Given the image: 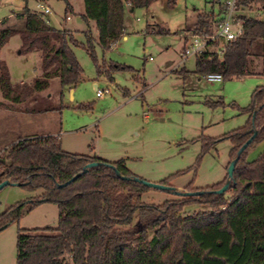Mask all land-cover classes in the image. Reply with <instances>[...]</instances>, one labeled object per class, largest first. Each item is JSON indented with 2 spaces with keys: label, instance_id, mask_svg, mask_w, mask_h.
Instances as JSON below:
<instances>
[{
  "label": "trees",
  "instance_id": "16d2710c",
  "mask_svg": "<svg viewBox=\"0 0 264 264\" xmlns=\"http://www.w3.org/2000/svg\"><path fill=\"white\" fill-rule=\"evenodd\" d=\"M63 1L65 18L71 5ZM151 1L82 0L80 15L93 21L96 41L104 49L123 30L124 5L146 7ZM166 2L171 5L174 0ZM258 2L264 5V0ZM210 16L206 10H196L183 28L206 27ZM19 17L18 26L0 28V45L16 33L20 40L17 51H38L40 73L28 81H12L0 60L1 96L14 102L32 100L33 93L46 87L53 76L60 85L74 83L81 67L70 48L78 43L71 31L50 25L25 4ZM153 25L155 31H164L158 22ZM84 36L85 43L80 44L96 72H105L103 64L96 63L91 36L86 31ZM263 49L264 16H245L240 35L228 41L220 55L210 51L196 55L193 71L198 75L216 71L221 79L251 73ZM110 66L124 67L118 63ZM221 102L220 98L211 101ZM231 105L246 114L244 122L221 134L201 135L202 150L226 138L229 161L254 130L235 159L226 188L213 190L223 183L225 173L219 181L204 186L186 184L183 189L191 193L177 192L176 197L160 203L139 199L140 193L152 186L131 178L136 175L121 157L108 160L63 149L57 136L50 133L10 142L0 156V179L8 178L29 189L40 187L41 191L4 207L0 229L41 200L53 201L57 208L54 226L16 227L13 264H264V152L250 160L244 157L247 147L264 139V83L250 90L246 104ZM90 161L95 163L82 170ZM76 172L72 179L58 184ZM158 182L167 184V177ZM192 203L199 207L183 215L182 208Z\"/></svg>",
  "mask_w": 264,
  "mask_h": 264
},
{
  "label": "rangeland",
  "instance_id": "374dc122",
  "mask_svg": "<svg viewBox=\"0 0 264 264\" xmlns=\"http://www.w3.org/2000/svg\"><path fill=\"white\" fill-rule=\"evenodd\" d=\"M71 10L63 18V0H45L48 8L44 18L54 27L71 31L77 44L70 48L81 67L74 83L60 85L57 76L49 79L43 89L33 93V99L9 101L0 94V156L10 142L33 134L55 131L61 148L106 159L123 158L126 167L136 176L158 182L167 177V184L175 191L204 186L223 178L229 158V142L217 140L201 149V135H217L241 125L246 114L231 105H244L250 90L264 81L260 73L239 77L205 80L191 71L194 56L189 55L176 68L188 69L187 75L172 70L180 58L184 43L186 19L196 10H217L211 0H152L146 7L124 6L123 33L107 48L96 41L91 19H83L82 0H67ZM37 0H0V28L21 24L19 13L25 4L38 12ZM154 29L156 21L164 31L145 30V22ZM155 30V29H154ZM91 36L97 64L110 67L118 63L124 67L111 68L108 75L96 72L95 64L84 50V32ZM19 36L9 35L0 45V60L7 66L12 81L30 80L39 75V53L36 49L17 51ZM81 43V44H80ZM253 70H264L263 54L253 62ZM106 69V68H105ZM20 81V80H19ZM95 85V86H94ZM95 87H107L101 96ZM127 91V92H124ZM220 98L221 103L212 104ZM264 152V139L246 148L248 160ZM41 191L40 187L25 188L14 183L0 187V211L7 205ZM147 187L140 195L143 202L160 203L177 192ZM199 207L192 203L181 213L188 214ZM56 204L50 200L35 203L0 229V264H12L14 237L17 226H54Z\"/></svg>",
  "mask_w": 264,
  "mask_h": 264
},
{
  "label": "built area",
  "instance_id": "2783aa9c",
  "mask_svg": "<svg viewBox=\"0 0 264 264\" xmlns=\"http://www.w3.org/2000/svg\"><path fill=\"white\" fill-rule=\"evenodd\" d=\"M211 1L217 3V10L208 12L211 16L208 19L207 26H203L199 30L187 29V34H183L184 43L180 50L181 59L189 55L196 56L206 51L220 55L227 42L236 38L242 32L243 18L245 16H264V5L258 0ZM37 7L38 13L42 16V11L47 9L48 5L38 2ZM68 17L69 15L66 14L65 18ZM201 76L207 81L221 79L220 73L216 71H206L201 73ZM107 91V87H95L94 93L97 96H101Z\"/></svg>",
  "mask_w": 264,
  "mask_h": 264
},
{
  "label": "water",
  "instance_id": "95a60500",
  "mask_svg": "<svg viewBox=\"0 0 264 264\" xmlns=\"http://www.w3.org/2000/svg\"><path fill=\"white\" fill-rule=\"evenodd\" d=\"M254 134V130H252L251 134L237 147L236 149V152H235V155L229 159L228 163H227V167H226V178L224 179L223 183L214 188L213 190L216 191V192H219V191H222L226 188L227 184H228V180L229 178L231 177V171H232V167H233V164L235 162V159L237 158L238 156V153L241 151V149L246 145V143L250 140V138L253 136ZM95 163L94 161H90V162H87L83 167H82V170L85 169V167H87L88 165H91ZM78 172H76L75 174L71 175L69 178H67L66 180L58 183V184H63L67 181H69L70 179H72ZM124 176V175H123ZM126 177V176H125ZM131 178L135 179V180H138L146 185H149V186H152V187H157V188H171L174 190V188L166 183H162V182H154V181H149V180H145L143 178H140L138 176H131ZM6 183H14V184H17V182H13L11 180H9L8 178H1L0 179V187ZM199 191H203V190H195L194 192H199ZM175 192H179V193H191L192 191L191 190H179V191H175Z\"/></svg>",
  "mask_w": 264,
  "mask_h": 264
},
{
  "label": "crops",
  "instance_id": "0c3cea01",
  "mask_svg": "<svg viewBox=\"0 0 264 264\" xmlns=\"http://www.w3.org/2000/svg\"><path fill=\"white\" fill-rule=\"evenodd\" d=\"M70 4V3H69ZM71 5V4H70ZM127 4H125L124 6H126ZM71 7H72V5H71ZM130 10H131V8H129ZM209 12V11H208ZM148 22L149 21H146L145 22V26H144V28H145V30H151V31H155L154 29H152V28H150L149 27V25H147L148 24ZM123 33V30H122V32H121V34ZM114 42V41H113ZM195 57V56H194ZM185 58H187V56L186 57H184L183 59H181V58H179V60L176 62V63H174L173 65H172V70H176V71H178V72H181L182 73V77H184L185 75H187V73H188V69H185L183 66H181L180 68H176L177 66H178V64L179 63H182L183 61H184V59ZM106 68V69H105ZM105 68L104 67H102L101 69H104L105 70V72H103V70L101 71V72H103V74L104 75H108L109 74V71H110V69H111V66L108 68V67H106L105 66ZM191 71H193V69L191 70ZM254 72H251V73H247V74H253V73H260L263 77H264V70H261V71H259V70H253ZM197 74V73H196ZM239 76H241V75H239ZM239 76H236V77H239ZM19 80H22V79H19ZM261 83H264V81L263 82H261ZM261 83H258V84H261ZM257 85V84H256ZM95 86V85H94ZM124 92H127V91H125L124 90ZM46 133V132H45ZM47 133H50V134H54V135H56L57 133H55V131H49V132H47ZM57 136V135H56ZM210 136H213V135H210ZM58 137V136H57ZM94 154H96V153H94ZM96 155H98V154H96ZM100 156V155H99ZM102 157V156H101ZM102 158H104V157H102ZM106 159V158H105ZM108 160H110V159H108ZM123 163H124V159H123ZM124 165H125V163H124ZM126 166V165H125ZM128 168V167H127ZM13 263H14V259H13ZM12 263V264H13Z\"/></svg>",
  "mask_w": 264,
  "mask_h": 264
}]
</instances>
